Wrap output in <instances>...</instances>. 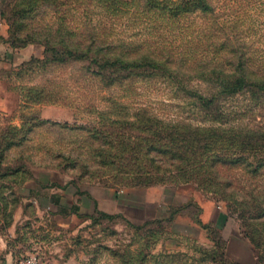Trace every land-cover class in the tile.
<instances>
[{
    "label": "rangeland",
    "instance_id": "1",
    "mask_svg": "<svg viewBox=\"0 0 264 264\" xmlns=\"http://www.w3.org/2000/svg\"><path fill=\"white\" fill-rule=\"evenodd\" d=\"M210 1L214 11L209 15L195 12L161 21L140 7H87V0H38L36 9L20 18L15 14L17 0H0V35L16 38L18 45L27 36L41 37L48 28L55 32L62 26L75 39L94 28L108 40L162 51L178 65L175 80L132 75L109 86L92 73L87 60L49 61L41 42L24 47L5 42L24 53L0 67V171L20 164L28 171L0 176V263L19 264L34 257L37 264H141L145 257L148 264H191L186 256L170 259L163 254L200 255L196 247L201 245L217 253L209 264H221V241L228 256L240 264H264L249 248L246 233L248 229L258 238L261 250L264 216L243 220L238 209L239 201L253 198L264 207V167L252 171L258 158L251 156L250 166L216 163L219 185L203 188L192 181L139 182L120 172L116 155L128 137L135 140L136 153L146 152L152 130L149 115L198 126L264 131V93L219 96L220 112H206L185 92L211 91V84L197 76L200 65L211 59L226 64L240 55L245 68L264 72V0ZM135 113L141 114L140 121ZM57 185L95 192L112 188L120 193L121 215L110 206L101 208L111 216L51 209L46 197ZM152 186H157V202L166 203L167 213L160 223L144 224L142 219L154 215L139 214L146 201L144 189ZM207 205L215 206L219 226L210 232L196 222Z\"/></svg>",
    "mask_w": 264,
    "mask_h": 264
},
{
    "label": "trees",
    "instance_id": "2",
    "mask_svg": "<svg viewBox=\"0 0 264 264\" xmlns=\"http://www.w3.org/2000/svg\"><path fill=\"white\" fill-rule=\"evenodd\" d=\"M78 2V0H75ZM93 3H101L107 9L129 10L130 7L141 8L146 12H152L159 20H177L183 16L198 12L201 15L213 13L214 7L210 0H87V7ZM38 0H17L15 4V14L20 18H25L37 7ZM158 21V20H157ZM53 30H48L41 37H32L22 40V44H16L15 39H7L0 35L3 42H10L12 47H24L32 44L35 40L45 46V52L49 55V61L64 60H87L92 73L99 76L100 80L106 85H113L123 79H129L132 75L159 76L164 79L176 78L178 65L175 64L169 55L161 52L150 51L149 49L140 50V46L127 44L123 40H108V37H101L97 30L85 32L82 39L68 37V30H63L58 26ZM230 51H233L232 47ZM198 70V78L211 84V91L208 94L198 90L185 89L194 100L196 106L201 107L206 112L216 110L220 112L217 105L219 96H227L235 93L249 91L252 95L264 93V72L256 73L245 68V62L240 55L237 61H227L218 63L214 59L204 62ZM211 110V111H210ZM140 113H135V118L141 120ZM148 128L151 129L148 138L149 147L143 154L136 153V142L128 137L126 141H121L118 155L120 172L134 176L140 182L141 178H146L145 184L156 182H189L192 181L203 188L218 186L216 182L217 173L215 164L233 165L245 163L251 165L250 157L258 158L252 171H257L259 167H264V131H253L247 129H236L217 126H198L181 121H165L155 115L147 116ZM16 128V127H15ZM140 140V137L137 141ZM9 144V143H8ZM4 148L0 150V161L4 157ZM134 152V153H133ZM152 153V155H149ZM146 156V158H145ZM145 160L142 165L140 161ZM22 164L11 167L7 165L0 171V176L6 174H17L28 171ZM137 183V182H136ZM60 186V185H57ZM66 188L68 186H61ZM69 188V187H68ZM29 193H34L32 190ZM36 193V192H35ZM36 195H41L37 193ZM50 201V208H66L60 206L59 197L55 194L47 196ZM258 198L251 201H239V216L245 218L260 219L264 216V207ZM71 209H77L72 206ZM179 209V208H177ZM177 209H174L175 211ZM100 212V211H98ZM103 215L111 216L106 212ZM121 215L120 213H117ZM172 214L167 216L168 219ZM165 218V217H164ZM163 217L146 220L143 223H160ZM127 222L131 223L129 220ZM196 222L207 229L209 232L219 227L212 222L203 223L200 219ZM132 224V223H131ZM246 229V228H245ZM248 241L255 253V258L264 263V246L260 250L258 238L252 232L246 231ZM221 251L219 253L224 258L221 264H240L230 258L226 252L225 244L218 241ZM200 255L196 253L188 254L185 252H168L163 257L173 258V256H186L191 259V264H209L215 262L216 251L201 245L196 247ZM141 264H148L143 257ZM153 264H173V261L155 262Z\"/></svg>",
    "mask_w": 264,
    "mask_h": 264
},
{
    "label": "crops",
    "instance_id": "3",
    "mask_svg": "<svg viewBox=\"0 0 264 264\" xmlns=\"http://www.w3.org/2000/svg\"><path fill=\"white\" fill-rule=\"evenodd\" d=\"M23 48L21 49H13L6 45L5 42H3L0 39V67L4 65L5 63H10L11 61H16L20 57H23ZM157 186H152V187H147L145 188V203L143 204V207H141V211L139 214L141 216L145 217V214L147 211H152L154 215H152L150 218H144L142 220H150V219H155V218H161L164 217L167 213V205L163 201H158L155 196L156 190L155 189ZM57 197H59V204L60 206L66 208L67 210H71L72 206H76L79 210L81 209L82 211H105L108 212L109 210L101 208V206L105 207H113L114 211L119 213L120 211L122 212V208H117V204L119 203V192H115L114 189L108 188L105 191L101 192H95V191H90V190H77L76 188H63L60 186H57V190L54 191V193ZM162 197V194H161ZM144 198V197H143ZM50 201L48 202V205L50 206ZM154 204V206H152ZM56 210V206H52ZM215 206L207 205V207L204 208L203 210V215L199 217V219L203 223H208L212 222L213 224L216 225L214 222L215 217ZM218 226V225H217ZM219 227V226H218ZM237 238H240L243 240L248 246V242L240 237L239 235H234ZM230 239V238H229ZM229 239H227V249L229 245ZM249 248H251L249 246ZM1 252V250H0ZM235 260V259H234ZM237 261V260H236Z\"/></svg>",
    "mask_w": 264,
    "mask_h": 264
},
{
    "label": "built area",
    "instance_id": "4",
    "mask_svg": "<svg viewBox=\"0 0 264 264\" xmlns=\"http://www.w3.org/2000/svg\"><path fill=\"white\" fill-rule=\"evenodd\" d=\"M0 264H3V263H0ZM19 264H37V262L34 257H27L21 260Z\"/></svg>",
    "mask_w": 264,
    "mask_h": 264
}]
</instances>
